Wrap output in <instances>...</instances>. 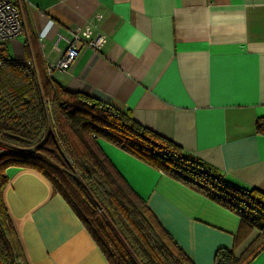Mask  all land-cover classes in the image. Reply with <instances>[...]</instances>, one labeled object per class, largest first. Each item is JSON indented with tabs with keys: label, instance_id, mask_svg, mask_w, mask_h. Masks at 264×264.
Here are the masks:
<instances>
[{
	"label": "crops",
	"instance_id": "0c3cea01",
	"mask_svg": "<svg viewBox=\"0 0 264 264\" xmlns=\"http://www.w3.org/2000/svg\"><path fill=\"white\" fill-rule=\"evenodd\" d=\"M18 3L24 28L6 41L12 58L48 74L70 30L99 11L95 24L106 43L99 51L84 47L68 70H52L51 79L129 113L225 179L264 192V133L257 130L264 118V0ZM100 143L195 264H214L218 248L234 247L235 212L134 154ZM5 172L3 199L26 264H112L43 175L14 165ZM248 264H264V250Z\"/></svg>",
	"mask_w": 264,
	"mask_h": 264
},
{
	"label": "trees",
	"instance_id": "16d2710c",
	"mask_svg": "<svg viewBox=\"0 0 264 264\" xmlns=\"http://www.w3.org/2000/svg\"><path fill=\"white\" fill-rule=\"evenodd\" d=\"M257 130L264 133V118L258 120ZM100 140L134 154L239 216L234 247L218 248L214 264H248L264 250L263 191L225 179L129 113L66 90L33 62L12 58L4 41L0 42V148L4 150L0 151V264H26L3 199L8 181L5 170L11 165L43 175L112 264H117L115 260L121 264H195L120 174ZM15 150L33 154L10 152ZM87 195L106 206V217L95 214ZM254 230L255 237L237 254L235 247Z\"/></svg>",
	"mask_w": 264,
	"mask_h": 264
},
{
	"label": "built area",
	"instance_id": "2783aa9c",
	"mask_svg": "<svg viewBox=\"0 0 264 264\" xmlns=\"http://www.w3.org/2000/svg\"><path fill=\"white\" fill-rule=\"evenodd\" d=\"M20 0H0V42L19 36L24 28ZM102 14L99 11L80 26L70 30V36L66 38V47L59 58L48 65L47 72L54 69L68 70L79 56L84 47L99 51L107 41V34L96 28L95 20H100ZM102 210V208H99Z\"/></svg>",
	"mask_w": 264,
	"mask_h": 264
},
{
	"label": "rangeland",
	"instance_id": "374dc122",
	"mask_svg": "<svg viewBox=\"0 0 264 264\" xmlns=\"http://www.w3.org/2000/svg\"><path fill=\"white\" fill-rule=\"evenodd\" d=\"M0 151H4V150H2V148H0ZM10 152H12V153H17V154H23V155H32L33 154V152H28L27 150H15V151H10ZM31 153V154H30ZM74 179H77V178H71V180L72 181H74ZM79 186V185H78ZM87 197V199H88V203L90 204V206H91V208L94 210V212H95V214H97V215H99V216H102V217H106V214H107V208H106V206L104 205V204H102L100 201H98V200H96V198L94 197V196H86ZM86 201H87V199L86 198H84ZM102 208V210H100L99 208ZM109 224H111V222H110V220L108 219V220H106ZM256 231V230H255ZM255 231H253L252 233H251V235L250 236H248L246 239H245V241L244 242H242V244H241V247L243 246V244H245L244 245V247H243V249L249 244V242L255 237ZM118 236H119V238H121V235L120 234H118ZM237 254H239L241 251H235ZM116 257V256H115ZM117 258V257H116ZM117 260H118V258H117ZM115 262L117 263V264H121V263H119V260H118V262L115 260Z\"/></svg>",
	"mask_w": 264,
	"mask_h": 264
}]
</instances>
